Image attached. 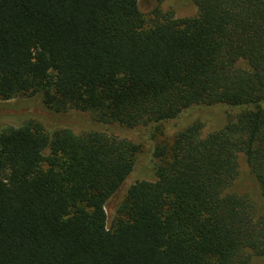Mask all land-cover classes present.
Instances as JSON below:
<instances>
[{
  "label": "trees",
  "instance_id": "16d2710c",
  "mask_svg": "<svg viewBox=\"0 0 264 264\" xmlns=\"http://www.w3.org/2000/svg\"><path fill=\"white\" fill-rule=\"evenodd\" d=\"M156 15L138 0H0V102L39 95L56 112L127 127L190 108H240L205 137L176 134L153 180H135L106 227L105 203L138 147L104 133L0 132V264H248L264 256V0H193ZM242 154L259 213L230 191Z\"/></svg>",
  "mask_w": 264,
  "mask_h": 264
},
{
  "label": "rangeland",
  "instance_id": "374dc122",
  "mask_svg": "<svg viewBox=\"0 0 264 264\" xmlns=\"http://www.w3.org/2000/svg\"><path fill=\"white\" fill-rule=\"evenodd\" d=\"M138 8L146 25L156 16L172 13L174 18L193 17L197 7L193 0H138ZM240 108L214 106L213 108H190L173 121L145 123L127 127L118 122H102L88 111L68 109L56 112L46 107L39 95L18 96L7 102H0V132L16 128L26 121L39 123L44 131L53 132L69 129L75 134L88 132L104 133L118 139H126L138 147L135 157V173L105 203L106 227L113 228L120 215L117 212L123 202L128 186L135 180H153L160 159L155 156L157 146L169 147L177 133L188 126L199 123L200 136L221 129L228 121L235 120ZM230 191L247 195L259 213L262 202L256 181L252 177L242 154L238 155V176ZM248 264H264V256H253Z\"/></svg>",
  "mask_w": 264,
  "mask_h": 264
}]
</instances>
